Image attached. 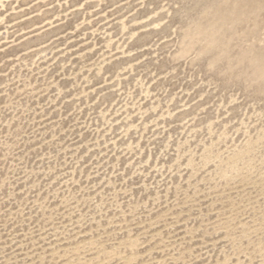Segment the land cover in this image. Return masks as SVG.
Masks as SVG:
<instances>
[{"label": "rangeland", "instance_id": "1", "mask_svg": "<svg viewBox=\"0 0 264 264\" xmlns=\"http://www.w3.org/2000/svg\"><path fill=\"white\" fill-rule=\"evenodd\" d=\"M0 264H264V0H0Z\"/></svg>", "mask_w": 264, "mask_h": 264}]
</instances>
